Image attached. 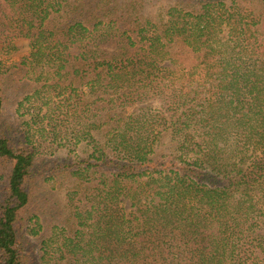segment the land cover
<instances>
[{"label":"trees","instance_id":"16d2710c","mask_svg":"<svg viewBox=\"0 0 264 264\" xmlns=\"http://www.w3.org/2000/svg\"><path fill=\"white\" fill-rule=\"evenodd\" d=\"M20 38L54 44L53 127L82 146L38 264H264V0H0V117ZM39 149L0 122V264H31Z\"/></svg>","mask_w":264,"mask_h":264},{"label":"rangeland","instance_id":"374dc122","mask_svg":"<svg viewBox=\"0 0 264 264\" xmlns=\"http://www.w3.org/2000/svg\"><path fill=\"white\" fill-rule=\"evenodd\" d=\"M44 19L45 13H42L40 21L44 23ZM20 25L19 27L25 31L27 26ZM35 33L38 37L39 30ZM51 46L54 44H48L43 38L40 40L20 38L11 45L10 51L3 55L6 85L5 101L0 117L1 125L14 135L21 137L29 135L30 139L40 147L37 167H40L42 173L36 181L37 194L26 214L21 233L25 252L29 255L31 264L39 263L38 250L40 238L46 231L45 224L47 226L50 224L49 231L53 234L51 243L55 242L54 245L58 246L62 237L63 229L55 215L60 214L56 203L62 204L61 196L64 197L58 194L59 184L56 185L51 171L70 152L82 151V146L77 148L69 145L70 137L62 133L60 128L53 127L56 119H62L59 116L61 112L58 111L62 98L58 97V91L55 90L56 79L49 76V65L55 60L49 58L52 56L43 59L41 52L43 48ZM151 106L155 107L154 104ZM145 108L146 106L135 107L132 111L138 112ZM121 205L127 215L133 211L130 203L124 202ZM39 214H50L55 216V219L50 220V216L44 219Z\"/></svg>","mask_w":264,"mask_h":264}]
</instances>
